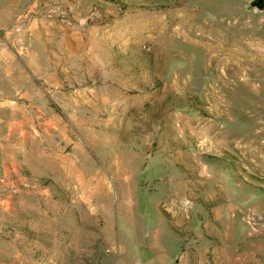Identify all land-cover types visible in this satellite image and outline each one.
Segmentation results:
<instances>
[{"label":"rangeland","instance_id":"rangeland-1","mask_svg":"<svg viewBox=\"0 0 264 264\" xmlns=\"http://www.w3.org/2000/svg\"><path fill=\"white\" fill-rule=\"evenodd\" d=\"M254 0H0V264H264Z\"/></svg>","mask_w":264,"mask_h":264},{"label":"water","instance_id":"water-1","mask_svg":"<svg viewBox=\"0 0 264 264\" xmlns=\"http://www.w3.org/2000/svg\"><path fill=\"white\" fill-rule=\"evenodd\" d=\"M251 6L258 11H264V0H254Z\"/></svg>","mask_w":264,"mask_h":264},{"label":"trees","instance_id":"trees-1","mask_svg":"<svg viewBox=\"0 0 264 264\" xmlns=\"http://www.w3.org/2000/svg\"><path fill=\"white\" fill-rule=\"evenodd\" d=\"M105 1H107V2H111V3H114V4H122V2L124 1V0H105Z\"/></svg>","mask_w":264,"mask_h":264}]
</instances>
